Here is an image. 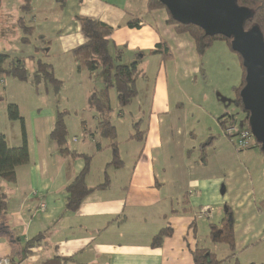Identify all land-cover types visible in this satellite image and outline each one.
<instances>
[{"label":"crops","instance_id":"1","mask_svg":"<svg viewBox=\"0 0 264 264\" xmlns=\"http://www.w3.org/2000/svg\"><path fill=\"white\" fill-rule=\"evenodd\" d=\"M53 2L54 11L43 2L38 8L32 0L33 34L30 44L24 45L26 54H0L24 58L30 73L36 70L35 60L43 58L58 79L72 83L76 91L63 109L90 111V120L83 127L68 121L69 147L93 156L89 186L105 182L112 150L111 141L99 135V117L84 108L92 91L102 90L105 83L104 72L79 70L72 54L87 42L77 17L111 26L113 43L123 50L122 62H133L141 55L140 69L146 76L139 78L138 98L127 108L120 109L115 91H110V119L123 164L108 168L111 185L89 195L77 212L66 210V189L85 162L60 153L51 140L53 108L44 110L38 103V111L31 113V130L25 122L29 163L17 168L14 183H1L9 210L0 222V258H10L12 264H47L57 258L68 259L67 264H195L193 252L204 247L203 231L212 241L210 226L220 224L227 206L235 214L238 253L246 243L264 237V214L259 210L264 201V154L256 146L236 153L218 127L205 124L211 114L203 108L205 103H198L205 57H199L193 39L168 24L166 11H149V0ZM133 20L140 22L139 28L128 27ZM161 42L168 45L172 59L151 54ZM1 86L9 101L13 88L33 94V88L15 79L7 78ZM18 103L10 102L26 118ZM189 110L197 112L196 123H189ZM184 115L187 120L182 123ZM137 122L142 140L132 138ZM0 133L9 147L22 145L21 131L12 140ZM206 141L210 144L203 150ZM167 227L173 234L161 246H153ZM41 234V243L25 255L26 244Z\"/></svg>","mask_w":264,"mask_h":264},{"label":"trees","instance_id":"2","mask_svg":"<svg viewBox=\"0 0 264 264\" xmlns=\"http://www.w3.org/2000/svg\"><path fill=\"white\" fill-rule=\"evenodd\" d=\"M23 4L20 7L24 15L32 12V0H22ZM60 4H64L65 0H57ZM241 7L249 8L254 12L252 20L247 21L245 29L248 30L252 26L260 27L264 35V0H238ZM149 11L156 9H166L159 0H149ZM168 13V11H167ZM168 24L175 26V31L178 34H188L195 42L196 51L202 59L211 46L217 41L228 42L231 46V41L223 36H206L205 32L195 25H182L176 22L168 13ZM81 24V30L87 42L73 50L72 54L78 62L79 70H87L90 73L97 71L104 72L105 86L102 90L94 89L88 98L87 108L94 112L99 117V135L111 141L110 148L112 150V161L107 165L105 172V182L99 186L91 187L87 183V178L91 172L93 161L92 155L80 154L72 151L69 147V131L66 120L68 112L60 111L56 113L54 127L51 132V140L55 142L62 155L71 156L72 158H81L85 162L83 170L76 175L70 182L66 191L69 198L66 205V210L69 212H77L83 201L92 193L98 190H105L111 185V179L108 174V168H120L123 161L121 159L119 144L117 142V130L110 119L112 113L110 91L116 93L117 106L120 109L131 106L138 98L139 92L137 82L141 76L146 75L140 69L141 55H136L135 61L130 64L122 62L123 50L118 48L112 41L114 29L94 18L77 17ZM19 28L23 33L21 43L23 45L30 44V37L33 34V27L28 24L26 17H21L18 21ZM140 22L130 21L128 27L139 28ZM151 54L161 55L162 59L167 61L172 59L168 45L161 42ZM240 57V56H239ZM242 62V58L240 57ZM36 70L30 73L26 67L24 58H11L7 54H0V102L4 101L5 97L1 92V84L6 78L16 79L23 83H30L34 89L39 92L42 86H60V80L57 78L54 68L47 63L43 58L35 60ZM245 72V69H244ZM246 76V72H245ZM245 86V80L243 87ZM237 103L245 114L246 121L243 128H248L249 114L244 110L241 98L239 96ZM8 118L11 121H19L22 132V145L18 148H11L7 143L6 136L0 133V222L8 216L9 201L6 194L2 191L1 183H14L17 179L16 170L20 166L27 165L30 160L29 147L26 133L25 119L20 113V109L16 104H8ZM226 118L230 115H225L219 119L222 125H225ZM136 134L133 139L140 136V123L134 125ZM227 137V136H226ZM229 138V137H228ZM231 139V138H230ZM139 140H142L139 138ZM210 142L202 145L205 150ZM253 146L260 148V145L254 140ZM250 147V148H251ZM100 150V147H98ZM261 150V148H260ZM204 157V155H203ZM259 210L264 211V202L260 203ZM210 238L213 243L226 244L229 246L232 254L224 259H219L217 254L210 249L198 247L193 252L195 264H226L235 259V264H239L237 256V244L235 233L234 212L231 207L227 206L225 217L219 225L212 224L210 226ZM173 234V229L167 227L163 229L154 239L153 246H161L164 239ZM44 239V234L38 235L26 244L25 255L31 249L37 247ZM68 259H55L47 264H67Z\"/></svg>","mask_w":264,"mask_h":264},{"label":"rangeland","instance_id":"3","mask_svg":"<svg viewBox=\"0 0 264 264\" xmlns=\"http://www.w3.org/2000/svg\"><path fill=\"white\" fill-rule=\"evenodd\" d=\"M53 1L54 0H33V4L40 8L41 3L43 2L44 5L48 6L49 9L54 11L55 8H53ZM21 4L22 0H0V52L6 51L7 54L14 55L26 54L28 52V49H26L21 43L23 33L20 30L18 24L19 18L24 16V14H22L19 9ZM162 10L166 11L167 13V10ZM25 17L28 21V24H30V14L25 15ZM39 25L43 26L44 24L40 23ZM217 42H215L204 55L205 67L203 70V75L198 82V86L201 89V95H199L198 92L197 94L201 97L198 103H205L203 108L209 111L211 114V117L206 120L207 123L205 124L207 126L212 125L213 127H218L224 134L225 125H222L218 119L226 115V113H229L230 116L234 117L235 123L240 128L244 126V122L246 121L245 114L241 110L240 105L237 103L240 93L243 89L245 72L239 55L231 49L230 44L224 41ZM131 62V60H127L126 64H130ZM10 80L14 79L8 78V81ZM59 80L60 86L58 89L54 85H46L40 87L39 92H37L30 83H24L26 87H29V89L33 88V94H30L25 90L13 88L14 97H12L10 101L5 98L4 101L0 102V132H5L12 140V136L18 134V132L21 131V124L19 121H11V124H7L10 123L8 122L7 106L12 100H16L19 102L18 104L22 105L27 116L25 118V116L22 115V117L28 124L29 130L32 129V125L34 124L31 113L33 112V114H35L38 111V103L43 106L44 110H52L53 108L55 118L58 110L68 112L67 117L65 118L66 124L68 121H71L76 126L83 127L84 121L89 122L90 111L85 110L84 112V110H79L78 112H70L68 110L69 108L63 109L68 103L70 97L72 98L74 95L76 89L71 82L61 79ZM30 95H32L34 99ZM193 96L196 97L197 95ZM224 100L226 102H222ZM195 101L197 102V100ZM86 107L87 105L84 108ZM188 118H190L189 123H196L198 118L197 112L194 110H189ZM186 120L187 119L184 115L182 123H185ZM230 120L231 119L226 118L225 124H228ZM75 128V126L71 125V129ZM228 139L230 140L231 145H233L235 148L234 151L240 154L235 141L230 138ZM246 150L248 149H245L244 151ZM254 187L257 188V183L254 184ZM261 212L264 214V211L261 210ZM214 218H216L215 221L217 222V214ZM205 234L207 233L203 231V236L201 235L202 237L200 238L201 246L210 248L213 253L217 254L219 259H224L232 254V251L228 245L213 243L209 240V238L204 236ZM236 258H238L239 264H264V237H259L246 243L241 248ZM226 264H235V259L227 262Z\"/></svg>","mask_w":264,"mask_h":264},{"label":"water","instance_id":"4","mask_svg":"<svg viewBox=\"0 0 264 264\" xmlns=\"http://www.w3.org/2000/svg\"><path fill=\"white\" fill-rule=\"evenodd\" d=\"M159 1L176 22L195 25L206 36H223L231 41V49L242 58L246 72L240 98L249 114L248 126L264 154V35L257 25L245 29L254 12L239 6L238 0Z\"/></svg>","mask_w":264,"mask_h":264},{"label":"built area","instance_id":"5","mask_svg":"<svg viewBox=\"0 0 264 264\" xmlns=\"http://www.w3.org/2000/svg\"><path fill=\"white\" fill-rule=\"evenodd\" d=\"M230 122L225 124L224 135L233 139L235 144L237 145L239 151H244L245 149H249L254 142V137L252 136L251 130L248 128H240L234 120V117L230 116ZM44 208L45 205H42ZM203 215L208 212V209L202 211ZM0 264H12L10 258L4 257L0 258Z\"/></svg>","mask_w":264,"mask_h":264}]
</instances>
